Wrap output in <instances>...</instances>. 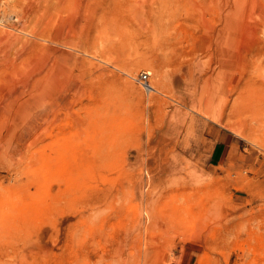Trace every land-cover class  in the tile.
Instances as JSON below:
<instances>
[{"label":"rangeland","instance_id":"obj_1","mask_svg":"<svg viewBox=\"0 0 264 264\" xmlns=\"http://www.w3.org/2000/svg\"><path fill=\"white\" fill-rule=\"evenodd\" d=\"M113 262L264 264V0H0V264Z\"/></svg>","mask_w":264,"mask_h":264},{"label":"built area","instance_id":"obj_2","mask_svg":"<svg viewBox=\"0 0 264 264\" xmlns=\"http://www.w3.org/2000/svg\"><path fill=\"white\" fill-rule=\"evenodd\" d=\"M137 81L144 90H150V85L148 82V73L145 70H142L138 73Z\"/></svg>","mask_w":264,"mask_h":264},{"label":"bare ground","instance_id":"obj_3","mask_svg":"<svg viewBox=\"0 0 264 264\" xmlns=\"http://www.w3.org/2000/svg\"><path fill=\"white\" fill-rule=\"evenodd\" d=\"M22 53H23V52H22ZM21 55H23V54H21ZM21 55H20V56H21ZM3 64H4V63H3ZM47 64H48V63H47ZM44 65H45V64H44ZM221 65H222V64H221ZM47 66H48V65H47ZM26 68H27V67H26ZM47 68H48V67H47ZM43 69H44V68H43ZM44 71H45V70H44ZM45 72H46V71H45ZM45 72H44V73H45ZM49 73H50V72H49ZM28 79H29V78H28ZM37 82H38V81H37ZM37 82H35V83H37ZM71 82H72V81H71ZM68 85H69V84H68ZM72 85H73L74 88L78 86L76 83H73ZM72 85H71V86H72ZM66 87H67V86H66ZM26 88H27V87H26ZM150 88L153 89V86H150ZM19 89H20V88H19ZM33 89H34V87H33ZM12 90H13V89H12ZM13 92H14V90H13ZM13 92H12V93H13ZM24 93H25V92H24ZM19 95H20V94H19ZM35 98H37V97H35ZM15 99H17V98H15ZM28 104H29V103H28ZM42 113H43V112H42ZM32 121H33V120H32ZM35 125H36V124H35ZM35 128H37V127H35ZM1 130H2V129H1ZM21 132H22V131H21ZM27 133H30V132L27 131ZM27 133H25V134H27ZM98 134H99V133H98ZM29 135H30V134H29ZM5 137H6V136H5ZM22 137H23V136H22ZM24 139L26 140L25 137H24ZM15 148H16V147H15ZM142 193H143V192H142ZM142 198H143V197H142ZM146 208H147V207H146ZM147 225H148V224H147ZM155 225H156V224H155ZM125 237H126V236H125ZM125 243H126V242H125ZM111 247H112V245H111ZM118 247H119V246H118ZM115 248H116V247H115ZM112 249H113V248H112ZM116 250H117V248H116ZM116 250L114 249V251H116ZM117 252H118V251H117ZM113 254H114V252H113ZM118 255H119V253H118ZM114 256H115V255H114ZM114 256H113V257L111 256V257L114 258ZM125 259H126V258H125ZM107 260H108V259H107ZM107 260H106V261H107ZM117 260H118V259H117ZM119 261H120V260H119ZM111 262H112V260H111ZM113 263L115 264V262H113ZM111 264H112V263H111Z\"/></svg>","mask_w":264,"mask_h":264},{"label":"crops","instance_id":"obj_4","mask_svg":"<svg viewBox=\"0 0 264 264\" xmlns=\"http://www.w3.org/2000/svg\"><path fill=\"white\" fill-rule=\"evenodd\" d=\"M217 157V156H216Z\"/></svg>","mask_w":264,"mask_h":264}]
</instances>
